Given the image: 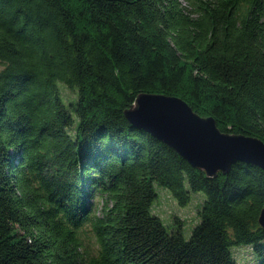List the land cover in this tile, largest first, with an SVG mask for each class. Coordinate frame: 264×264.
Instances as JSON below:
<instances>
[{
	"label": "trees",
	"instance_id": "1",
	"mask_svg": "<svg viewBox=\"0 0 264 264\" xmlns=\"http://www.w3.org/2000/svg\"><path fill=\"white\" fill-rule=\"evenodd\" d=\"M140 94L264 143V0H0V264H264V170L208 177L127 120ZM155 185L205 195L189 239Z\"/></svg>",
	"mask_w": 264,
	"mask_h": 264
},
{
	"label": "water",
	"instance_id": "2",
	"mask_svg": "<svg viewBox=\"0 0 264 264\" xmlns=\"http://www.w3.org/2000/svg\"><path fill=\"white\" fill-rule=\"evenodd\" d=\"M124 114L131 124L167 144L208 177L228 173L236 162L264 170L261 140L221 133L213 118L198 116L179 98L140 94ZM258 222L264 228V210Z\"/></svg>",
	"mask_w": 264,
	"mask_h": 264
},
{
	"label": "rangeland",
	"instance_id": "3",
	"mask_svg": "<svg viewBox=\"0 0 264 264\" xmlns=\"http://www.w3.org/2000/svg\"><path fill=\"white\" fill-rule=\"evenodd\" d=\"M60 86L65 85L61 84ZM63 93L68 99L72 97V93L67 89H64ZM155 190L157 197L152 203V213L161 219L168 231L174 229V218L180 219L183 223L182 235L185 239H189L192 229L199 223L198 211L201 209L202 203L205 200V195L202 192H190L188 204L180 206L168 189L155 185ZM93 203H95L96 207L95 214L99 215L101 203L97 200ZM93 243L92 238L88 242H83L84 247L91 254L94 253L92 251ZM231 250L237 264H255V257L250 246H235Z\"/></svg>",
	"mask_w": 264,
	"mask_h": 264
}]
</instances>
